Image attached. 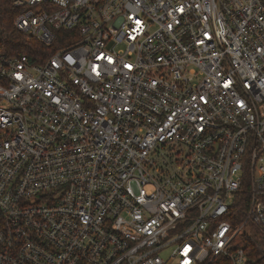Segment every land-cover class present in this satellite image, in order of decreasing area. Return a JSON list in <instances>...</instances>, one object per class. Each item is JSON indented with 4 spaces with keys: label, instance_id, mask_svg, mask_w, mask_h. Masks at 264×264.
<instances>
[{
    "label": "built area",
    "instance_id": "1",
    "mask_svg": "<svg viewBox=\"0 0 264 264\" xmlns=\"http://www.w3.org/2000/svg\"><path fill=\"white\" fill-rule=\"evenodd\" d=\"M13 4L17 29L66 45L0 54V264H246L264 0Z\"/></svg>",
    "mask_w": 264,
    "mask_h": 264
},
{
    "label": "trees",
    "instance_id": "2",
    "mask_svg": "<svg viewBox=\"0 0 264 264\" xmlns=\"http://www.w3.org/2000/svg\"><path fill=\"white\" fill-rule=\"evenodd\" d=\"M19 9L13 0H0V54L26 55L31 62H44L55 50L66 45L55 40L46 45L31 35L17 29L14 17ZM58 31H64L59 29ZM238 206H240L238 204ZM239 216V215H238ZM242 244L247 256L246 264H264V235L259 229L249 225L242 236ZM224 257H217L209 264H225Z\"/></svg>",
    "mask_w": 264,
    "mask_h": 264
},
{
    "label": "rangeland",
    "instance_id": "3",
    "mask_svg": "<svg viewBox=\"0 0 264 264\" xmlns=\"http://www.w3.org/2000/svg\"><path fill=\"white\" fill-rule=\"evenodd\" d=\"M244 232H245V230H241V231H240V234L243 235ZM167 255H168L167 252H162L160 256H161L163 259H166V258H167ZM173 263H174L173 260H168V261H167V264H173Z\"/></svg>",
    "mask_w": 264,
    "mask_h": 264
}]
</instances>
